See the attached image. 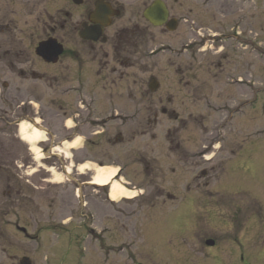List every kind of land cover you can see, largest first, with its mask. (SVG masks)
<instances>
[{"label":"rangeland","instance_id":"rangeland-1","mask_svg":"<svg viewBox=\"0 0 264 264\" xmlns=\"http://www.w3.org/2000/svg\"><path fill=\"white\" fill-rule=\"evenodd\" d=\"M152 1L112 0L121 13L105 31L107 43L95 47L111 54L114 32L125 29L127 67L101 76L91 44L65 20L71 14L80 26L85 0L0 3V70L12 65L41 77L0 74V264L24 255L33 264H218V248L231 260L230 240L243 233L229 228L239 211L232 201L245 212L255 203L244 258L264 264V0H159L177 20L171 31L143 17ZM48 37L63 38L58 64L34 54ZM74 51L88 70L77 71ZM225 73L242 82L228 86ZM79 77L86 87L66 92ZM17 120L55 134L38 145L39 157L15 134ZM65 132L84 137L65 143ZM114 165L131 198L112 201L108 186L89 184L97 167ZM221 195L229 197L225 207ZM207 238L221 244L208 249Z\"/></svg>","mask_w":264,"mask_h":264},{"label":"flooded vegetation","instance_id":"flooded-vegetation-1","mask_svg":"<svg viewBox=\"0 0 264 264\" xmlns=\"http://www.w3.org/2000/svg\"><path fill=\"white\" fill-rule=\"evenodd\" d=\"M5 1H7V0H0V3L1 2L3 3ZM20 1H24V0H20ZM80 1H81L80 4H82L83 0H80ZM9 2L10 1H8V3ZM80 4H78V5H80ZM85 4H86L85 5V9L80 14V17H82L84 19V21H82V23L80 24V26H79L78 22H76L78 20H75L74 22L71 21V18H72V15L71 14H65L66 17L68 18V19H65V20L66 21H70V24L72 26V33H73V35L75 34V31H76L77 36H78L79 31L82 29V24H84L83 26L94 27L95 25H99L100 24V22L102 21V15H104V12H107L108 14H112L113 16H109L108 17V23H109V25L107 27L103 28L102 35H101V37L97 41L92 42V41H88V40H81L79 37L78 38L80 39L79 40L80 43H88V44H91V50L93 49L95 51L93 54L90 53L89 54L90 55L89 57H90V60L92 62H95L96 63V65H95V67H96L95 75L96 76H101L104 73H105V75L106 74L107 75L119 74L120 73V70L119 69H122V68L127 67V64L125 62L127 56H126V54L123 51V49L126 46V40H125V35H126L125 32L126 31H124L125 29H122V30H119V31L116 30L114 32V35L116 33L115 36L113 35L114 36V41L110 42V44H109L110 47H111V49L112 48L114 49V52H112L111 54L105 55L106 53H103L101 51H99V52H101V53H99L98 51H96V48L99 49V50H102V48L101 47H97V46L95 47V44H98L100 42H101V44L107 43L108 39H107V37L105 35V31H106V29H108L109 27H111V25L113 24L114 18H116V17H118L120 15L121 8H119L116 4H114L112 2V0H85ZM97 5L100 6L103 9L101 17H100V15H96L95 14L96 13V6ZM65 23L66 22H64L63 25L60 26L61 29L65 27ZM78 26H79V29L76 30V28ZM53 32H54V30H53ZM60 40L61 41H59V40L58 41L63 46V52H62V54H63L65 52V50H64V41H62L63 38H61ZM77 46H79V45H77ZM3 55H4V53H3ZM73 55L74 56H73L72 59L75 60L74 62L77 61L78 62V65H79V69H77V71L78 72H82L84 70V68L86 70H88V66L83 64V62H84L83 61V58L81 59V56L78 54V51L77 52L74 51ZM24 61H28V58H25ZM58 61H59V59H58ZM58 61L56 62L57 64H58ZM41 63H42V61H41ZM110 64H112L111 67H110ZM2 65H3V62L2 63L0 62V69H2L1 68ZM19 65H22L23 66V64H21V63ZM11 67H12V65L9 68H7L8 70H6V71L5 70H0V74L1 73H4V75L6 77L7 75L8 76L9 75H12L15 72L16 76H18L17 78H19V79L22 78L24 81L26 80L25 79V75L28 76V77H32L34 79L41 78V77L38 76V73L37 72H33L31 69H29L28 71H26V69H25V71H24L23 68L22 69L19 68L18 71H14V67H13V71H12V68ZM215 75H217V74L215 73ZM101 78H104V77H101ZM104 79H106V78H104ZM235 80L238 82L239 79L236 78L235 76L229 74V73H225L224 74V81H225V83L228 86L236 83ZM179 81H182V78ZM83 84H84L83 81H80V78H79L78 81L75 83V86H78L77 88L82 89L84 87ZM188 84H190V82H189V80H186L185 81V87L186 88H187V85ZM1 85L3 87L8 86L9 89H11L10 87L11 86H14V83L11 81V83H9V85H8L3 80V82L1 83ZM110 86H112L111 83H110ZM148 86H149V84H148ZM104 87H105V84H102L101 85V89H104ZM77 88L74 87V89H77ZM12 89L15 90V91H18L20 88L17 85H15V87L12 88ZM187 94L189 95L188 92H187ZM203 101H204V104L205 105H208L209 100H207V95L204 97ZM16 106H17V108L20 107L18 105H16ZM27 150H28V148H27ZM236 151H238V149L233 150L232 153L233 154L234 153L236 154ZM0 158H1V155H0ZM146 161L147 160H145V162ZM27 164L28 163L26 161L25 165L27 166ZM29 164H30V161H29ZM5 165L6 164L0 159V170L2 168H6ZM146 168H149V166L146 165ZM202 173H205V171H202ZM220 189H223V190L228 191V194L234 193V190H235V192H239V189L237 187H233V186H230V185H225V187H222ZM8 199L11 202L16 203V202H18L19 197L18 196H16V197L8 196ZM245 199H247V197ZM216 200H217V204L221 205L222 207H225L224 204L226 202L228 203L229 197L227 198L226 196L221 195V196L217 197ZM205 203H204L203 206H205L204 208L207 209L208 206L205 205ZM230 203L232 204L231 207H233L234 209L237 208L239 211H235V212H232L231 213V222H228L230 224L229 228L233 229V227H240L241 228V231L243 233H242V235H241L240 238L239 237H234V238H236L235 241H234L233 238H232V240H230L231 241V247L228 250L230 251V255L229 256H231V260L224 259V252H223V249L224 248H223V246H221V247L218 248L219 250H217L216 257H217V255H219L220 258H221V260H220V262L218 264H231V262L232 263H235V264H239V263L240 264H251L250 261H248V260H246L244 258V256H245L244 253H246V251H247V255L250 254L248 252V249H249V246L251 244L249 242V235H248L249 230H247V229H250L252 227V224L254 223V220L257 219L256 217L258 216V213L255 212L256 205H255L254 202H252V204L254 206H252L251 204H249L247 206V209H248L249 212H245L243 210V207L242 206H237V204H238L237 202L232 201ZM11 208H15V206H11ZM245 216H247V217H245ZM206 218L208 219L209 217L206 216ZM240 218H242V220L244 222H241L240 221ZM222 222H221V224L224 225V223H222ZM16 229H18L24 236H27L26 230L23 227H20V226L16 225ZM216 242L217 243H215V240L214 239L207 238V239L204 240V245L208 249H215V247H217L218 245L221 244L219 239ZM263 248H264V243H263V245L260 246V249L261 250ZM232 249L237 250L236 254H234V257L232 255L233 254ZM24 256H26V255H24ZM205 257H208V256H205Z\"/></svg>","mask_w":264,"mask_h":264},{"label":"water","instance_id":"water-1","mask_svg":"<svg viewBox=\"0 0 264 264\" xmlns=\"http://www.w3.org/2000/svg\"><path fill=\"white\" fill-rule=\"evenodd\" d=\"M100 8V7H99ZM97 8V9H99ZM100 11H103V9L101 8ZM167 9L165 8V5L163 4V2L161 1H154L149 7H147L143 13V16L153 25L158 26V25H162L167 18ZM102 24H104V26L107 24L106 22H102ZM176 21L174 19L168 21L166 23V27L169 30H174L176 28ZM98 30L101 31L102 27L97 26ZM96 29L93 30L92 33V29L91 28H84V30H82L79 35L82 38L85 39H93L96 40L99 32L96 33ZM62 52L61 46H59V44H57L55 42L54 39H48L46 41H42L38 44V46L35 49V53L40 56L41 58H43L46 62H54L57 60L58 55ZM153 85H156L155 83L152 84L151 87H153ZM20 264H30L29 259L27 258H23L20 261Z\"/></svg>","mask_w":264,"mask_h":264},{"label":"bare ground","instance_id":"bare-ground-1","mask_svg":"<svg viewBox=\"0 0 264 264\" xmlns=\"http://www.w3.org/2000/svg\"><path fill=\"white\" fill-rule=\"evenodd\" d=\"M19 136L21 140L28 144L30 151L39 157L38 143L44 140V137L39 129L34 127L32 130H28L26 123L21 122L19 125ZM116 171L117 169L112 168L111 166L97 167L94 170L93 176L91 178L92 184L99 187L110 185L109 196L112 198V200L119 196H127L126 198H130L131 196H128L127 190L119 183L114 181Z\"/></svg>","mask_w":264,"mask_h":264}]
</instances>
